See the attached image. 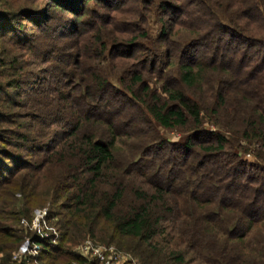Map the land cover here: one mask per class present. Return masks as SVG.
I'll list each match as a JSON object with an SVG mask.
<instances>
[{"label": "trees", "instance_id": "16d2710c", "mask_svg": "<svg viewBox=\"0 0 264 264\" xmlns=\"http://www.w3.org/2000/svg\"><path fill=\"white\" fill-rule=\"evenodd\" d=\"M47 2L90 30L72 93L58 99L74 125L41 159L64 173L50 176L53 194L69 185L61 245L37 243L46 258L80 264L69 248L99 235L136 242L143 264H188L190 253L201 264H264V239L250 240L264 232V0H162L152 49L143 42L155 0ZM102 58L137 62L114 85L91 66ZM128 111L136 119L121 127ZM175 129L191 134L169 142L162 130ZM2 226L0 241L10 237Z\"/></svg>", "mask_w": 264, "mask_h": 264}, {"label": "rangeland", "instance_id": "374dc122", "mask_svg": "<svg viewBox=\"0 0 264 264\" xmlns=\"http://www.w3.org/2000/svg\"><path fill=\"white\" fill-rule=\"evenodd\" d=\"M155 1L150 25L146 26L152 41L143 42L147 49L154 47L153 41L161 31L158 5L162 0ZM96 11L100 16L111 13L103 8ZM73 20L70 15L53 12L47 0H0V22L9 21L0 29V224L5 233L10 230V237L0 241V263L6 258L9 264H76L69 259L52 262L49 255L47 258L44 255L43 246L37 244L42 241L59 247L69 220L66 212L69 185L61 183L53 194L50 176L58 175V168L41 159L48 152L50 141L67 130L65 127L74 125V120L68 118L71 110L63 109L65 104L58 99L60 93H72L69 85L74 81V63L86 48V42L82 41L89 37L90 29H73ZM130 25L129 21L123 25L126 40L130 37L126 30ZM81 61L84 63V55ZM136 62L102 58L91 66L104 69L111 83L116 85ZM176 69L174 66L172 75ZM128 112L130 116L122 121L121 127H132L129 122L136 119L134 112ZM208 127L214 128L206 125ZM189 134L190 129L162 130L169 142H183ZM48 154L51 155V151ZM247 158L254 160L251 155ZM258 235L262 241L264 232L258 229L250 235V240L258 239ZM26 243H29L28 249L22 253ZM157 245L168 249L166 254L184 249L170 244ZM93 248L102 251L103 261L91 255ZM139 248L130 240L112 243L104 242L99 235H82L77 245L69 249L82 259L80 264H143L142 258L134 252ZM186 262L201 264L193 260L192 253L188 254Z\"/></svg>", "mask_w": 264, "mask_h": 264}, {"label": "built area", "instance_id": "2783aa9c", "mask_svg": "<svg viewBox=\"0 0 264 264\" xmlns=\"http://www.w3.org/2000/svg\"><path fill=\"white\" fill-rule=\"evenodd\" d=\"M28 245H29V243H26V245L24 246V248H23V250H22V253H25L26 251H27V249H28ZM91 255L93 256V257H95V259L96 260H104V258H103V253H102V251L101 250H99V249H95V248H93V250H92V253H91Z\"/></svg>", "mask_w": 264, "mask_h": 264}]
</instances>
